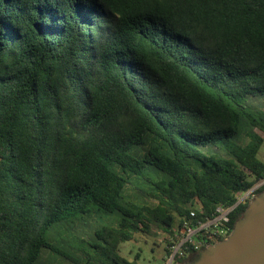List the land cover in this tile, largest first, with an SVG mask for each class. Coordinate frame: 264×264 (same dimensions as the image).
<instances>
[{"label":"trees","instance_id":"16d2710c","mask_svg":"<svg viewBox=\"0 0 264 264\" xmlns=\"http://www.w3.org/2000/svg\"><path fill=\"white\" fill-rule=\"evenodd\" d=\"M263 142L264 0H0V264H137L218 204L231 230Z\"/></svg>","mask_w":264,"mask_h":264},{"label":"water","instance_id":"95a60500","mask_svg":"<svg viewBox=\"0 0 264 264\" xmlns=\"http://www.w3.org/2000/svg\"><path fill=\"white\" fill-rule=\"evenodd\" d=\"M175 264H264V191L251 197L225 238Z\"/></svg>","mask_w":264,"mask_h":264},{"label":"built area","instance_id":"2783aa9c","mask_svg":"<svg viewBox=\"0 0 264 264\" xmlns=\"http://www.w3.org/2000/svg\"><path fill=\"white\" fill-rule=\"evenodd\" d=\"M262 184H264V178L257 181L245 192L239 193L237 201H249L255 194L256 189ZM230 209V206L218 204L215 207V214L211 217L194 220V222L190 219L184 220L179 232L174 237H167L165 264H171L177 256L183 257L201 250L210 244L212 240L217 241L218 238H225L230 232L227 225Z\"/></svg>","mask_w":264,"mask_h":264},{"label":"rangeland","instance_id":"374dc122","mask_svg":"<svg viewBox=\"0 0 264 264\" xmlns=\"http://www.w3.org/2000/svg\"><path fill=\"white\" fill-rule=\"evenodd\" d=\"M257 156L264 162V142L259 148ZM85 219L94 225H112L116 220V215L100 210ZM165 236L156 228L149 233L139 232L135 234L133 240L122 242L119 245V251L129 260L136 258L137 264H165V239L163 238Z\"/></svg>","mask_w":264,"mask_h":264},{"label":"flooded vegetation","instance_id":"af4514ba","mask_svg":"<svg viewBox=\"0 0 264 264\" xmlns=\"http://www.w3.org/2000/svg\"><path fill=\"white\" fill-rule=\"evenodd\" d=\"M214 242H216V240H212L211 241V243H214ZM193 254H195V253H191V254H187L186 256H183L182 258H184V259H189V257L191 256V255H193ZM177 261H176V258L173 260V262L171 263V264H175Z\"/></svg>","mask_w":264,"mask_h":264}]
</instances>
